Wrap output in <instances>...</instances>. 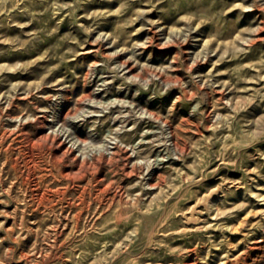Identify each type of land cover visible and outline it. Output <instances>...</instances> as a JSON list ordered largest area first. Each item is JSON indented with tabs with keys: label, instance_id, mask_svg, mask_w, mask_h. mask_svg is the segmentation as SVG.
Segmentation results:
<instances>
[{
	"label": "rangeland",
	"instance_id": "obj_1",
	"mask_svg": "<svg viewBox=\"0 0 264 264\" xmlns=\"http://www.w3.org/2000/svg\"><path fill=\"white\" fill-rule=\"evenodd\" d=\"M0 264H264V0H0Z\"/></svg>",
	"mask_w": 264,
	"mask_h": 264
},
{
	"label": "bare ground",
	"instance_id": "obj_2",
	"mask_svg": "<svg viewBox=\"0 0 264 264\" xmlns=\"http://www.w3.org/2000/svg\"><path fill=\"white\" fill-rule=\"evenodd\" d=\"M125 66V65H124Z\"/></svg>",
	"mask_w": 264,
	"mask_h": 264
}]
</instances>
